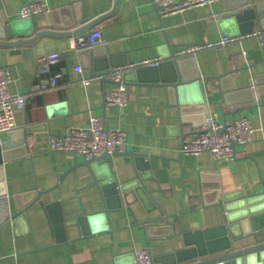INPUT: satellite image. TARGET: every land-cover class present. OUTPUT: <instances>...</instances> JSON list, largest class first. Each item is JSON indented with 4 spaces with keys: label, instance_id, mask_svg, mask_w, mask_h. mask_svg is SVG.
I'll return each instance as SVG.
<instances>
[{
    "label": "crops",
    "instance_id": "0c3cea01",
    "mask_svg": "<svg viewBox=\"0 0 264 264\" xmlns=\"http://www.w3.org/2000/svg\"><path fill=\"white\" fill-rule=\"evenodd\" d=\"M26 1L0 0V23L19 18ZM45 1L57 8L67 0ZM227 1L215 0L162 16L152 0H120L118 11L93 27L101 29L103 39L94 47L96 58L104 61L106 71L149 57L167 58L170 49L175 51L184 44L215 41L223 34L236 36L261 28L256 23L252 26L246 20L226 16L227 11L237 7H227ZM113 2L80 0L83 13L90 19L110 10ZM36 23L47 26L44 19ZM53 28L61 31L72 27ZM13 48L16 47L0 46V65L11 70V90L26 97L24 107L15 110L17 130L13 135L18 138L19 130L28 129L29 146L27 150L18 149L10 161L3 162L0 264H132L139 248H148L153 256L172 254L187 247L186 239L196 240L194 232L185 234L189 230L223 222L224 212L219 205L202 202L199 174L208 175L204 182L217 183L221 194L264 191V96L235 111L227 106L223 111L220 105H216V113L211 111L213 120L221 122L224 117L231 120L244 115L254 126L253 140L237 144L235 158L217 160L206 151L184 154L180 151V137L191 129V122L200 118L192 101L200 95L199 88L175 95L162 82L132 84L128 86L130 101L126 106L107 105L100 79L87 85L76 82L89 75L84 68L86 58L70 47L67 35L44 36L24 52L12 51ZM52 51L59 52L61 60L44 74H38V57ZM194 56L208 103L220 101L222 84L244 88L261 82L264 76V46L257 37L201 49ZM79 63L83 68L80 73L74 70ZM230 71H234L233 77L217 79ZM56 73L61 76L55 85L49 84L43 90L37 87ZM111 87L107 84L106 90ZM91 115L101 116L105 126L126 130L128 150L147 153L148 165L138 172L147 177L145 183L151 195H133L128 204H122L124 207L109 209L110 224L106 229L92 231L88 220L91 231L83 235L78 215L100 211L107 196L93 183L86 165L73 167L83 155L69 150L53 151L47 139L50 134H64L84 126ZM180 116L188 120L183 126L178 124ZM7 136L9 133H2L0 139ZM188 136L187 133L185 139ZM112 160L115 181L122 183L135 176L128 156L117 154ZM34 187L49 190L23 215L13 218L19 199H25L14 195ZM205 191L211 193L210 188ZM211 197L207 195L208 199ZM258 205L260 211L264 210V199ZM10 216L11 220L3 222ZM143 223L156 224L157 229L149 233L141 229ZM258 264H264V259Z\"/></svg>",
    "mask_w": 264,
    "mask_h": 264
},
{
    "label": "water",
    "instance_id": "95a60500",
    "mask_svg": "<svg viewBox=\"0 0 264 264\" xmlns=\"http://www.w3.org/2000/svg\"><path fill=\"white\" fill-rule=\"evenodd\" d=\"M29 1V0H27ZM113 7L94 18H88L82 11L80 0H67L60 4L57 8H50L48 11L38 13L26 18H15L8 22L0 23V46L16 47L12 51H25L28 46H33L44 36H61V35H78L79 33H87L96 24L103 19L112 16L118 11L120 0H114ZM227 7H235L234 10L227 11L226 16L239 21H247L264 27V2H256V0H228ZM155 10L158 11L157 5L154 4ZM73 10V12H72ZM45 20L47 26L39 27L37 20ZM53 26H70L71 29L55 30ZM244 32V31H242ZM95 47V46H94ZM94 47L83 49L79 53L86 58L84 68L88 71L92 80L100 79L103 83V91L106 92L107 84L112 81L107 78L104 69L107 68L102 59L96 58ZM97 59V60H96ZM101 61V63H99ZM121 81L116 84H124L127 87L132 84H150L162 82L164 85L176 95L187 94L190 88L194 91V87L199 88L200 95L192 101L196 104V108L200 111V118L191 122V129L182 133L180 140V148L184 144L186 134H194L198 130H193L194 126H200L203 122L211 117V111L217 112V106L223 108L227 106L231 111H235L242 105L254 104L257 97L264 96V76L262 81L254 86L235 88L232 83L228 85H220L221 98L220 101L208 103L204 88H202L201 72L198 69L197 61L194 55L177 57L174 51L170 49L169 56L160 61L157 65L139 66L123 72ZM234 71L219 75L217 79L222 80L224 76L230 78L234 76ZM91 80V81H92ZM256 82L258 80H255ZM189 101V100H188ZM225 113V112H224ZM223 120H226L225 117ZM188 120L180 116L179 125L183 126ZM210 129V128H209ZM13 129L9 136L0 139V184L3 181V162L10 161L12 156L18 149H28V129L19 130V137H14ZM237 143H233V148ZM121 154L129 157L135 170V176L125 182H117L112 177V168L114 155ZM147 153L137 150H115L112 152L104 151L100 155L90 157H82L80 162H75L73 167L86 165L93 178V183L97 185L100 192L104 194V204L100 211L80 213L77 217L80 231L82 234L90 232L87 228L88 220L91 222L92 231H100L106 229L109 224V209H119L121 206L129 203V198L133 195L137 198L144 195H151L147 189L145 180L147 177L138 170L144 171L148 165L145 160ZM72 168V167H71ZM65 172L59 175V179L64 176ZM201 178L200 193L202 202L213 203L220 206L224 212V219L221 224L188 231L185 234L196 236V240L185 241L184 249L173 252L172 254L152 255V261L149 264H258L260 259H264V210L258 205L260 200L264 199V191L253 194H242L233 192H223L221 194L217 183L209 184L204 182L206 176L199 174ZM205 188H210L211 193H207ZM48 189H40L34 187L31 191L15 194V198L19 199L17 212L12 217L23 215L26 210L34 202L41 200V195L48 192ZM5 191V190H4ZM205 191V192H204ZM207 195H212L211 199ZM111 197V198H109ZM113 200L116 202L111 203ZM123 204V205H122ZM124 207V206H123ZM7 217L3 222H8L12 218ZM92 220L98 222H92ZM141 229L147 232L157 229V225L143 223ZM198 234V236H197ZM247 239V241H245ZM191 245V246H190ZM190 246V247H189ZM132 264H135L133 262Z\"/></svg>",
    "mask_w": 264,
    "mask_h": 264
},
{
    "label": "built area",
    "instance_id": "2783aa9c",
    "mask_svg": "<svg viewBox=\"0 0 264 264\" xmlns=\"http://www.w3.org/2000/svg\"><path fill=\"white\" fill-rule=\"evenodd\" d=\"M157 5L160 15L183 11L184 9L200 6L206 3H212L215 0H152ZM51 6L45 0H29L22 5L20 9V17L26 18L44 11L50 10ZM101 29L99 27L92 28L87 33H79L78 35L68 36L70 47L79 53L83 49H89L103 41L101 37ZM257 37L264 46V28L253 29L247 33L230 36L223 34L222 37L215 41H202L201 43L184 44V46L174 51L177 57L194 55L201 49L212 48L219 45H227L239 41L244 38ZM244 54L247 52L242 51ZM164 58L162 56H154L141 60L132 61L124 65H117L104 71L107 78L112 81V87L106 90L105 103L107 105L126 106L130 101V91L128 87L121 81L123 72L139 66L157 65ZM61 60L57 51L47 52L37 59V73L44 74L51 65L57 64ZM82 65L75 64L74 70L82 71ZM60 73L53 74L49 82H41L37 84L40 90L45 89L49 84L55 85L58 82ZM92 78L89 75H83L76 82L78 84L87 85ZM12 81L11 70L8 66L0 65V134L10 133L16 127L15 110L24 107L26 97L11 90L10 83ZM210 128V129H209ZM254 126L249 119L240 115L231 120L216 121L212 118L206 119L198 128V131L188 136L180 148L184 154H200L204 151L217 160L235 158V149L233 143L246 144L251 142ZM50 149L69 150L75 154L90 157L100 155L104 151H124L127 149V132L121 128H111L105 126L101 116L91 115L87 123L81 127L71 128L64 134H50L47 139ZM152 261V254L148 248H139L134 252L135 264H149Z\"/></svg>",
    "mask_w": 264,
    "mask_h": 264
}]
</instances>
